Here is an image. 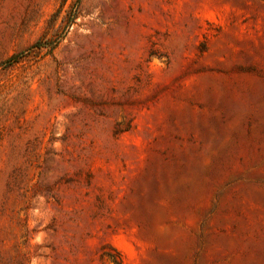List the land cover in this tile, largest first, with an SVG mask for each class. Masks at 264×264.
<instances>
[{"label":"rangeland","instance_id":"rangeland-1","mask_svg":"<svg viewBox=\"0 0 264 264\" xmlns=\"http://www.w3.org/2000/svg\"><path fill=\"white\" fill-rule=\"evenodd\" d=\"M0 264H264V0H0Z\"/></svg>","mask_w":264,"mask_h":264}]
</instances>
